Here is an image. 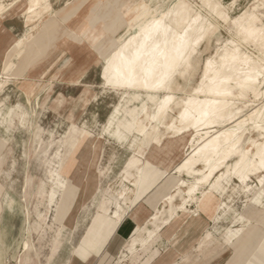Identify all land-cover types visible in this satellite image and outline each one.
<instances>
[{
	"label": "bare ground",
	"instance_id": "1",
	"mask_svg": "<svg viewBox=\"0 0 264 264\" xmlns=\"http://www.w3.org/2000/svg\"><path fill=\"white\" fill-rule=\"evenodd\" d=\"M141 1L135 12L128 14L126 35L114 40L115 46L105 56L103 64L105 87L124 90V95L132 96V100L139 99L142 93L147 97L141 109L135 108L131 117L129 108H125L124 117L118 119L120 109L115 107L109 121V127L116 122L113 134L118 135L120 141L127 139L121 133L137 135L133 154L122 171V178L133 188L124 186L115 192L102 193L97 203L95 226L83 238L85 245L81 247V256L84 258L99 240L102 243L96 254L105 250L107 242L97 233L100 219L111 216L120 227L135 211L131 208V195L152 184L158 174V170L151 168L149 162H142L140 157L150 144L159 143L165 135L175 138L195 131L185 159L174 171L193 181H179L172 188L175 193L147 219L142 221L140 216L134 217L137 228L130 237V252L145 249L149 240L159 239L186 210L187 203L201 205L207 196L199 195L205 185L210 186L211 196L225 193L227 186L238 182L237 186L244 193L252 194L254 204H262L264 197V0H257L234 18L228 14V6L222 0H199L197 5L207 15L196 9L194 1L176 0L167 6L169 0H156L154 7ZM27 5V12H37L42 23L45 14L52 10L51 0H27ZM219 20L227 25L238 42L236 39L226 41L214 55L197 61L199 48L213 38L215 22ZM240 42L250 49L243 51ZM254 52H258V56ZM197 76L199 80L191 94L177 98V93L186 91L191 79ZM8 82L10 80L6 79L0 83V91ZM31 104L32 100H28L13 107L20 123L25 122ZM95 133L89 129L81 135L87 138ZM87 142L92 147L95 140ZM48 175L49 186L45 185V192L36 205V208H43L46 215L55 208L64 207L67 201L64 191L73 187L62 166L53 167ZM181 187L187 190L181 191ZM88 208L84 200L76 203L72 211L79 214ZM226 208V202L220 201L216 222L227 219ZM89 217L92 220L87 213L81 223L89 221ZM233 220L221 238L208 231L206 238L200 240L201 250L214 249L211 254H215L216 250L239 244L245 238L247 226L235 228L236 224L244 223L242 215ZM11 249V245L5 244L0 254L11 252ZM22 264H43V261L39 257L34 261L30 255Z\"/></svg>",
	"mask_w": 264,
	"mask_h": 264
},
{
	"label": "rangeland",
	"instance_id": "2",
	"mask_svg": "<svg viewBox=\"0 0 264 264\" xmlns=\"http://www.w3.org/2000/svg\"><path fill=\"white\" fill-rule=\"evenodd\" d=\"M8 1L10 4L14 2V0ZM145 1L152 7L157 4L156 0ZM175 1L169 0L167 6ZM189 1H194L196 9L207 15L199 4L197 5L199 0ZM20 2L25 4L27 0ZM99 2L101 5H97ZM222 2L228 6V14L234 18L257 3V0H222ZM92 3L94 6L97 5L98 14L103 16H99L94 29L96 31L94 35H97L96 41L91 43L92 46L99 43L97 50L91 47V49L85 48L84 45L78 53L76 46L67 43L65 35L67 29L57 23L52 37L55 38V33L58 31L57 38L58 42L62 41V49L58 52V64L54 66L51 74H44V79L38 83L37 88L33 84L32 87L21 89L18 81H10L0 91L2 112L0 122H3L6 116L9 118L10 109L32 100L23 125L19 124L11 132H7L0 123V247L4 244L12 247L11 252L0 257V264H22L30 255L34 261L40 257L43 264H114V260L106 259L103 254H96L94 250L88 251L89 255L86 258L81 256V247L85 245L83 238L88 236L87 231L91 228V217L88 218L89 221L81 223L77 230H73L71 221L66 219L67 211L63 209L59 213L60 222L62 220L65 222L63 225L59 224L62 225L63 241H59L57 253L52 251V238L57 227H60L57 224L52 225L56 211L46 222L48 224V221H51L52 230L46 227L47 224L42 225L37 231L34 229L35 225L39 227L37 223L39 219H35V207L41 190L45 188L44 184L48 183V173L54 165L65 168V174L69 175L68 180L76 189L71 187L69 188L72 189L71 191L69 189L64 191L66 198L71 199L69 204L80 201V197L82 199L86 196L92 199L99 192L107 190L115 192L124 186L133 188L122 178V171L126 161L133 154L134 137L137 135L120 132L121 136L127 137L126 140L120 141L118 135L113 134L116 122L109 127V121L115 107L118 106L120 109L118 119L124 117L125 108H129L128 113L131 117L135 108L138 111L141 109L147 97L142 93L139 99L132 100V96L124 95V90L104 87L100 73L104 57L112 49L114 40L121 39L127 33L130 18L128 13L135 12L142 1L92 0ZM58 5L59 8L45 14L44 24L48 20L53 21L55 16L53 11L64 7L60 1ZM262 12L264 15V9ZM32 16L28 23L34 27V33L40 35L46 28L43 27L38 16ZM118 17H121L119 22L114 23ZM262 22L264 23V17ZM48 25L50 24H46ZM113 26L115 31H110L109 28ZM215 29L213 38L199 48L197 61L214 55L219 46L226 41L236 39L221 20L215 22ZM245 44L240 42L243 51L250 49L249 45ZM257 53L254 52L256 56ZM15 62H19L18 58ZM198 78V76L192 78L189 87L186 91L177 93V98H186L190 95L192 87L197 85ZM91 128H94L96 133L87 138L83 137L82 133ZM40 129L42 133L37 136ZM194 135L195 131L175 138L165 135L159 143L153 142L144 150V155L140 157L141 161L149 162L151 168L158 170V174L152 184L131 195V208L135 211L130 218L140 216L142 221L145 220L147 218V216L144 218L145 213L150 214L155 208H160L164 201L175 193V188L174 190L172 188L179 181H193L185 174L179 175L174 171L185 159ZM89 139L95 140L94 146H89L87 142ZM59 141H62L61 146ZM58 151H60L59 160L55 157ZM255 181L253 177V182ZM237 183L227 186L225 193L214 196H211L209 185L202 187L199 195L202 193L207 195L204 204L187 203L186 210L181 212L171 227L165 230L161 240L150 246L151 251L141 252L135 262L128 264H193L199 241L205 238L208 231H215L213 220L220 201L226 202V210L229 213L227 219L222 221L218 228L219 232L230 226L237 215L246 218L244 223L237 224V227L246 225L247 233L244 234V241L236 245L245 256L234 261L235 248L229 247L217 251L211 262L205 264L209 262V264H246L252 259V255L261 254L262 249L258 246L264 237V208L251 205L252 194L244 193ZM252 186L256 189L255 183ZM81 189H84L85 196L80 193ZM180 189L187 190L185 187ZM80 216L79 214V218ZM106 222H110L111 225L110 218H107Z\"/></svg>",
	"mask_w": 264,
	"mask_h": 264
},
{
	"label": "crops",
	"instance_id": "3",
	"mask_svg": "<svg viewBox=\"0 0 264 264\" xmlns=\"http://www.w3.org/2000/svg\"><path fill=\"white\" fill-rule=\"evenodd\" d=\"M19 1L17 2L14 1L13 2L14 4L13 3L10 4L8 0H2V6L0 8V79H2L3 81H5L6 79H9L12 82L18 81V83L21 85V89L23 88L26 89L27 86L32 87L33 84L36 87L38 83H40L44 79V74L46 75L51 74L52 70L54 69V66L58 64V57H59L58 52L60 49H62V41L58 42V38H57L59 34L58 31L55 33L56 34L55 38L52 37V34L54 33L53 29L57 25V23L58 25H61L67 29V32L65 33V35L67 37L68 42L67 41L66 42L76 46L77 48L76 50L78 53H79V50H81V47L82 46L84 47V45H85V48H88V49L92 48L95 50H97V48L99 47L98 42L93 44V46L91 43L92 41L94 42V40L97 38L96 37L97 35L96 36L94 35L96 33L94 29L97 25V21H99V16L103 17L101 14H98L99 8H97V5H101L100 2L94 6L92 3V0H51L52 10L55 8H59L58 7L59 1L61 2V5L64 4L63 5L64 7L57 11H53L55 14L53 21L48 20L47 22H45V24L43 23L44 25L43 27H45L46 29H44L40 35L39 34L36 35V33H34V27H32L28 23V21L33 18L32 15L37 16L38 14L37 12L35 14H29L27 12V8H28L27 2L25 4H22V2H19ZM17 3H18V6H17ZM11 5H13L14 8L13 6L11 7ZM132 13L133 12L131 13L129 12L128 14L131 15ZM120 18L118 19V22ZM46 24H50V25L46 26ZM109 30L115 31L114 26L109 28ZM105 33H107L106 30H105ZM76 41L82 42V44H77ZM114 46L115 45H113V47ZM85 48H83V50H85ZM17 58L19 60L18 63L15 62V59ZM103 74L104 73H103V65H102L100 77L104 85ZM9 111H10L8 113L9 118H7L6 116L7 119L4 118L3 122H0L1 126L7 132L8 131L11 132V130L15 129L16 126L19 124L23 125V123H20L19 119L15 117V113H13V108L10 109ZM1 118H2V112L0 111V119ZM91 129L94 130V128H91ZM41 133H42V130L40 129L37 136H40ZM60 144H62V141H59V145ZM59 152L60 151L56 152V156H55L56 159L58 160L60 157ZM54 167L56 166L54 165ZM63 169L65 170L64 167ZM46 186L48 187L49 184L47 183ZM46 188H43L41 190L40 195L43 192H45ZM72 189H75V188L72 187ZM72 189H69V190L71 191ZM80 193H82V196H85L83 195V189H81ZM102 193L100 192L97 193V195L95 197L93 196L92 199H89L86 196L85 198L83 197L82 199L80 197L79 199L80 201H76L72 204H69V202H71L70 201L71 199L67 198V201L65 200L66 205L64 204L63 205L64 207L62 209L55 210L56 208L54 207L55 209H53L47 215L45 214L43 208L35 207L34 214L36 215L35 219L36 220L39 219L37 221V223H39V227L35 225L34 229L37 231L41 229L42 225L47 224L46 223L47 219L50 220V218L53 216V212L55 211H56L55 220H53L52 225L54 224L63 225L65 220H62L63 222L62 221L60 222L61 217L60 219L58 217L59 213L62 212L63 209L67 211L66 219L71 221L72 223L71 227L73 230L78 229L79 225L81 224L80 218L82 220V218H84V216L87 213L93 217L92 220H90V225L92 228L93 226H95V221L97 219L96 215L98 214L97 203L99 200H101ZM245 193L250 194L248 192H245ZM84 200L87 201L89 208L87 211H84L83 213H79L81 215L79 218V214L73 213L72 209L76 203H80ZM252 200H253V197L250 199V204L253 205L254 207L264 208V197L261 200L262 204H254ZM202 204H204V202ZM218 210H219V206L217 207L215 218L213 220L216 226L213 229L215 231H211V232L216 237L221 238L223 236L224 230L231 227L232 224L228 227H225L222 232H219L218 228L222 224V221L216 222V216H217ZM133 213L134 211L132 212V214ZM150 214L145 213L144 218L146 216L148 218ZM43 216L46 218L44 219ZM107 218H110L111 225H110V222H106ZM243 218L245 221L246 218L244 216ZM99 221L100 222L97 224L98 226L97 233L101 237V239L103 238L107 242L105 250L102 254L104 257H106V259L114 260V264H126V263L128 264L129 262H135V259L139 256L141 252H144V251L150 252L151 251L149 249L150 246L156 242H159L163 236L161 235L160 238L157 239L155 242L154 240H149L148 246L145 249L138 248L137 250L130 252L128 250L129 243L131 241L130 237L133 235L134 230L137 228V224L133 220V217L126 218L125 221L120 225V227H118V224L116 222L114 223L111 216L106 217L102 220L100 219ZM50 222L51 221H48V224L46 227L49 228V230H52V225ZM62 225H59L60 227H57L55 235L52 238L53 253H57V251L59 250V247L58 248L56 247L59 245L60 240L63 241ZM235 228H237V226ZM89 230L87 231V233L89 232ZM112 232H114V234L110 235ZM45 235L46 234H44V237ZM205 238H206V235H205ZM205 238L203 237L201 238V240ZM42 240H44V238H42ZM263 240H264V237L262 238V241L261 243H259V246H258L260 249H262V253L258 255L257 254L252 255V259L248 260L246 264H256V262L257 264H264ZM101 243H102V240H99L98 243L95 244V247H93L92 250H94L95 253L99 249ZM4 245L0 247V250ZM233 247L235 248V252L233 254L234 261H237L241 257L245 256L240 248L236 249V244ZM212 250L214 249H210V250L203 252V250H201L200 241H199L198 247L196 248L197 255L193 258V264H205L208 261L211 262L212 258L215 256L217 251H220V250H216L215 254H211ZM8 253L9 252L0 254V257ZM122 257L123 259H120Z\"/></svg>",
	"mask_w": 264,
	"mask_h": 264
}]
</instances>
